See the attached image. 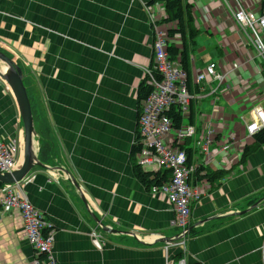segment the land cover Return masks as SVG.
Masks as SVG:
<instances>
[{
	"label": "crops",
	"instance_id": "0c3cea01",
	"mask_svg": "<svg viewBox=\"0 0 264 264\" xmlns=\"http://www.w3.org/2000/svg\"><path fill=\"white\" fill-rule=\"evenodd\" d=\"M238 1L255 14L264 11L262 0ZM186 3L193 6L198 34L194 40L188 33L185 40L175 36L169 45L186 52V67L177 63L188 73L192 94L203 96L184 122L196 128L185 146L195 166L204 165L198 144L208 127L215 134L212 161L189 181L202 197L191 206L183 255L188 264H264V146L240 161L242 150L255 142L246 130L252 109L264 106V62L238 30L225 0ZM146 6L156 11L160 28L168 26L166 33L176 29L163 23V0H0V52L23 70L41 109L39 127L55 150L52 157L43 144L46 168L33 170L22 190L55 225L59 264H168L182 256L180 248L165 251L181 233L172 225L168 199L138 181L131 161L138 89L154 61ZM200 38L204 43L197 44ZM211 63L227 73V81L197 87L196 75ZM0 138L18 143L22 163L24 126L1 78ZM224 144H230L228 154L218 153ZM53 167L69 175L50 171ZM208 170L223 176L209 181ZM98 227L105 238L102 250L90 237ZM36 261L44 264L26 239L20 212L0 206V264Z\"/></svg>",
	"mask_w": 264,
	"mask_h": 264
},
{
	"label": "built area",
	"instance_id": "2783aa9c",
	"mask_svg": "<svg viewBox=\"0 0 264 264\" xmlns=\"http://www.w3.org/2000/svg\"><path fill=\"white\" fill-rule=\"evenodd\" d=\"M236 2L237 4L232 7L225 0L238 30L244 34L257 57L264 62V37L261 36L264 35V11L262 14H255L238 0ZM145 10L154 36V61L145 70V80L152 91L139 114L138 138L134 144L140 151L136 156V163L146 173L154 174L165 170L170 172L167 182L153 186L150 191L168 199L175 214L172 225L181 230L178 237L167 242L165 251L180 248L182 256L176 262L167 259V263L188 264L183 254L187 250L185 238L188 236L191 206L202 197V192L191 187L189 181L192 175L202 172L201 169L212 161L214 153H211L210 147L214 143L215 132L212 127H208L198 144L204 155L201 161L204 165L195 166L192 159L189 162L184 148L187 149L186 143L195 138L196 128L189 123L185 125L184 122L190 114L193 102L201 100L203 96L192 94L188 73L177 62L170 60L167 52L169 38L158 25L156 11L148 6ZM227 76V73L218 70L217 64L211 63L196 75L194 83L199 87L204 82L209 84L217 82L220 87L227 81ZM211 91L214 94L217 89L211 87ZM173 108L183 118V124L179 129L174 127L173 121L167 116ZM252 114L253 119L246 127L249 137L264 129V106L254 107ZM229 149L230 144H224L218 153L228 154ZM21 154L22 150L15 140L5 141L0 138V173L15 171L21 164ZM27 180L28 176L21 183L3 187L0 190V206L4 212L12 210L20 212L26 239L36 256L44 258V264H59L54 250L56 227L26 197L22 184ZM99 227L92 230L90 237L93 246L97 250H102L105 238ZM36 264L39 262L36 261Z\"/></svg>",
	"mask_w": 264,
	"mask_h": 264
},
{
	"label": "trees",
	"instance_id": "16d2710c",
	"mask_svg": "<svg viewBox=\"0 0 264 264\" xmlns=\"http://www.w3.org/2000/svg\"><path fill=\"white\" fill-rule=\"evenodd\" d=\"M186 1L187 0H163L164 9L166 13V17L163 20V23H166L168 25L169 24L176 25V29H169V31L167 32L169 39L179 35L183 40H185L188 33L190 38L194 40L198 34L197 30L194 28V18L192 13L193 6L191 4L186 3ZM261 6L264 8V0L261 1ZM167 52L171 61L173 62L179 61L181 64H183V66L185 65L186 67V60H187L186 52L180 51L179 48H177L174 44L168 45ZM24 84L27 88L28 97L31 103L32 112L34 116L35 128L38 135L37 138H38V142L40 143L39 160L41 163L46 164L41 159L40 156L43 153V149H42L43 144L44 146L45 144L50 146L49 138L45 137L42 128L39 127L40 118H41L40 106H37L33 92L31 89H28L25 79H24ZM151 91H152L151 86H149L146 83V80H144L138 89L139 114L143 107V103L147 100V98L151 94ZM167 116L173 121L174 127L176 129H179L182 126L183 118L180 113L176 112V109L173 108L170 112L167 113ZM45 129L49 130L48 127H45ZM253 138L255 141L254 144H252L251 146H246L242 150V154L240 158L241 162H245L248 159V157L252 155L259 147L264 146V129L258 132L257 134H255ZM184 150L188 155L189 162H191V156H192L191 151L185 148ZM139 151L140 149L134 144L131 152V161L133 164L134 175L138 179V181H140L148 189L152 188L153 186H160L164 182H167V180L170 177L169 171H161L154 174L146 173L137 165L136 156L139 153ZM49 153L52 157H55V150L52 146H50L49 148ZM36 169H41V168L36 167L34 170ZM198 173H201V171H199ZM222 176H223V172H211L208 170L204 177L209 181H213L220 179V177ZM2 187L3 185L0 184V188ZM42 258L43 257H41V259Z\"/></svg>",
	"mask_w": 264,
	"mask_h": 264
},
{
	"label": "water",
	"instance_id": "95a60500",
	"mask_svg": "<svg viewBox=\"0 0 264 264\" xmlns=\"http://www.w3.org/2000/svg\"><path fill=\"white\" fill-rule=\"evenodd\" d=\"M0 63L3 65V69H0V78L6 82L12 90L24 126V149L21 165L12 173H0V184L14 185L16 183H21L36 167H46L38 158V148L36 142L38 135L35 128L34 116L27 88L24 84V72L14 60L9 58L3 52H0ZM50 171L56 173L63 172L66 176L69 175V173L63 168L53 167L50 168ZM73 184L78 191H81L76 181H73ZM82 200L87 206V209L93 219L100 223V220H98V218L93 214L84 197ZM258 205L259 204H256L254 207L256 208Z\"/></svg>",
	"mask_w": 264,
	"mask_h": 264
},
{
	"label": "rangeland",
	"instance_id": "374dc122",
	"mask_svg": "<svg viewBox=\"0 0 264 264\" xmlns=\"http://www.w3.org/2000/svg\"><path fill=\"white\" fill-rule=\"evenodd\" d=\"M170 29V28H169ZM168 30V26L167 25H164V24H162L161 25V31L162 32H164V33H166V31ZM262 37L264 36L263 34L261 35ZM200 42H202V43H204L203 41H202V38H200V40L199 41H197V44H199ZM0 69H3V65L0 63ZM29 89V88H28ZM187 121V120H186ZM27 178V177H26ZM25 178V179H26Z\"/></svg>",
	"mask_w": 264,
	"mask_h": 264
}]
</instances>
